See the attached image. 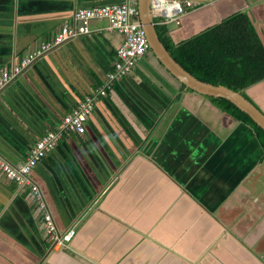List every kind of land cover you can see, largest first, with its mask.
Wrapping results in <instances>:
<instances>
[{
    "label": "crops",
    "instance_id": "1",
    "mask_svg": "<svg viewBox=\"0 0 264 264\" xmlns=\"http://www.w3.org/2000/svg\"><path fill=\"white\" fill-rule=\"evenodd\" d=\"M124 1L0 0V74L71 27L75 10ZM193 1L178 25H164L173 45L243 13L264 48V0ZM106 27L90 22L89 34L53 47L2 89L1 158L23 162L101 87L122 42ZM147 53L95 100L84 133H63L31 171L57 231L75 229L65 248L52 251L43 237L29 187L0 173V264H264L260 139ZM239 94L264 115V79Z\"/></svg>",
    "mask_w": 264,
    "mask_h": 264
},
{
    "label": "built area",
    "instance_id": "2",
    "mask_svg": "<svg viewBox=\"0 0 264 264\" xmlns=\"http://www.w3.org/2000/svg\"><path fill=\"white\" fill-rule=\"evenodd\" d=\"M195 5L193 0H151L149 8L153 25L164 26L169 23L178 25L179 20ZM155 19H162V21L155 23ZM92 21H106V30H114L122 36V42L115 51L116 60L113 70L107 74L101 87L95 93L85 96L71 113L62 118L61 124L56 130L45 132L35 141L23 162L12 165L0 157V173L19 187H29V197L38 202L43 237L50 243L52 251L65 248L73 239L75 229L70 228L65 233L57 231L51 216L46 211L37 186L30 179L31 171L55 147L63 133H84V123L93 112L95 100L104 97L116 80L128 76L136 62L148 52V40L139 22L136 0L75 10L72 15L71 27L63 26L51 43L41 44L38 49L22 58L20 63L13 66L9 72L0 74L1 92L23 69L53 47L67 40L89 34V24Z\"/></svg>",
    "mask_w": 264,
    "mask_h": 264
},
{
    "label": "trees",
    "instance_id": "3",
    "mask_svg": "<svg viewBox=\"0 0 264 264\" xmlns=\"http://www.w3.org/2000/svg\"><path fill=\"white\" fill-rule=\"evenodd\" d=\"M155 30L173 60L198 81L239 93L264 79V48L243 13L232 15L176 45L170 42L164 27L160 34ZM209 99L217 102L221 111L254 129L261 141L264 162V132L228 101Z\"/></svg>",
    "mask_w": 264,
    "mask_h": 264
},
{
    "label": "water",
    "instance_id": "4",
    "mask_svg": "<svg viewBox=\"0 0 264 264\" xmlns=\"http://www.w3.org/2000/svg\"><path fill=\"white\" fill-rule=\"evenodd\" d=\"M136 1L139 22L146 33L149 50L158 60V62L170 73V75L173 76L181 85H183L185 89H188L201 96L228 101L239 111L247 115L256 125V127L264 132V115L252 104L246 101L239 93H235L222 86H213L198 81L173 60L165 47L159 41L156 34L152 15L149 9L151 0Z\"/></svg>",
    "mask_w": 264,
    "mask_h": 264
},
{
    "label": "rangeland",
    "instance_id": "5",
    "mask_svg": "<svg viewBox=\"0 0 264 264\" xmlns=\"http://www.w3.org/2000/svg\"><path fill=\"white\" fill-rule=\"evenodd\" d=\"M160 21H162V19H155L154 20V22L155 23H157V22H160ZM182 26V25H181ZM180 26V27H181ZM180 27H178V28H180ZM156 29H157V32L160 34L161 33V29H162V26H156L155 27ZM164 28H165V26H164ZM187 35L185 36V39L186 38H188V37H190L191 35V33H186ZM171 40V43H173L174 41L172 40V39H170ZM149 56H151V54H150V51L148 50V53H147V55H146V60L149 58ZM183 90L184 91H186V92H188V93H191L192 91H190V90H188V89H185V88H183ZM194 93V92H193ZM196 94V93H195ZM204 99H206L207 101H209V103H211L212 105H215L217 108H218V110H220V112H221V109H220V107H219V105L217 104V102H213V101H211L210 99H209V97H206V96H204L203 97ZM180 100V98H178V101ZM224 113H226V112H224Z\"/></svg>",
    "mask_w": 264,
    "mask_h": 264
},
{
    "label": "clouds",
    "instance_id": "6",
    "mask_svg": "<svg viewBox=\"0 0 264 264\" xmlns=\"http://www.w3.org/2000/svg\"><path fill=\"white\" fill-rule=\"evenodd\" d=\"M136 2H137V1H136ZM194 2H195V1H194ZM195 4H196V5H195L194 8H196V7L200 4V2H195ZM194 8H193V9H194ZM149 9H150V8H149ZM193 9H192V10H193ZM152 20H153V19H152ZM155 27H156V26H155Z\"/></svg>",
    "mask_w": 264,
    "mask_h": 264
}]
</instances>
